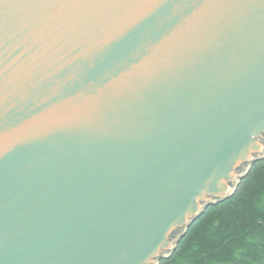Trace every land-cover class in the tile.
<instances>
[{"label": "water", "instance_id": "95a60500", "mask_svg": "<svg viewBox=\"0 0 264 264\" xmlns=\"http://www.w3.org/2000/svg\"><path fill=\"white\" fill-rule=\"evenodd\" d=\"M264 158V0H0V264H158Z\"/></svg>", "mask_w": 264, "mask_h": 264}, {"label": "trees", "instance_id": "16d2710c", "mask_svg": "<svg viewBox=\"0 0 264 264\" xmlns=\"http://www.w3.org/2000/svg\"><path fill=\"white\" fill-rule=\"evenodd\" d=\"M158 264H264V158L210 204Z\"/></svg>", "mask_w": 264, "mask_h": 264}]
</instances>
